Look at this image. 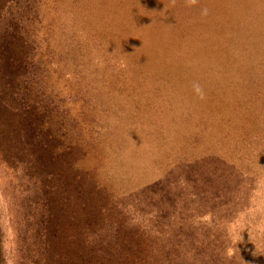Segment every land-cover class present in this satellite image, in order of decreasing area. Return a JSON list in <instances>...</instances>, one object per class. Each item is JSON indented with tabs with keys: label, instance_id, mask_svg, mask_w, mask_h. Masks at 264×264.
I'll list each match as a JSON object with an SVG mask.
<instances>
[{
	"label": "rangeland",
	"instance_id": "obj_1",
	"mask_svg": "<svg viewBox=\"0 0 264 264\" xmlns=\"http://www.w3.org/2000/svg\"><path fill=\"white\" fill-rule=\"evenodd\" d=\"M0 264H264V0H0Z\"/></svg>",
	"mask_w": 264,
	"mask_h": 264
},
{
	"label": "clouds",
	"instance_id": "obj_2",
	"mask_svg": "<svg viewBox=\"0 0 264 264\" xmlns=\"http://www.w3.org/2000/svg\"><path fill=\"white\" fill-rule=\"evenodd\" d=\"M203 15L207 14V9H204ZM193 91L195 94H197L198 96H200L201 98H203V91L202 88L200 87L199 84H193Z\"/></svg>",
	"mask_w": 264,
	"mask_h": 264
}]
</instances>
